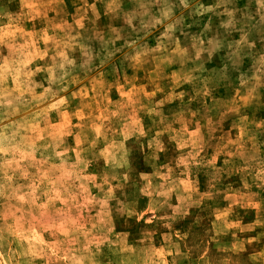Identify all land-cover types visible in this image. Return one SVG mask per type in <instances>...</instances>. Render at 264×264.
I'll return each instance as SVG.
<instances>
[{
	"label": "rangeland",
	"instance_id": "1",
	"mask_svg": "<svg viewBox=\"0 0 264 264\" xmlns=\"http://www.w3.org/2000/svg\"><path fill=\"white\" fill-rule=\"evenodd\" d=\"M0 264H264V0H0Z\"/></svg>",
	"mask_w": 264,
	"mask_h": 264
}]
</instances>
